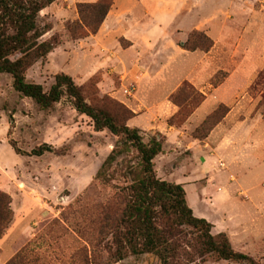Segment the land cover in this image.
Listing matches in <instances>:
<instances>
[{
	"label": "rangeland",
	"instance_id": "rangeland-1",
	"mask_svg": "<svg viewBox=\"0 0 264 264\" xmlns=\"http://www.w3.org/2000/svg\"><path fill=\"white\" fill-rule=\"evenodd\" d=\"M158 1L113 0L95 35L73 39L67 27L79 21V5L98 0H55L40 12L38 24L50 26L42 41L59 44L25 77L48 92L56 75H67L89 106L138 129L144 142L162 136L155 175L184 185L192 210L197 189L209 184L208 171L199 174L210 132L242 102L264 121V68L247 88L237 81L245 66H264V0ZM151 34L155 41L146 43ZM117 140L107 130L94 131L68 98L43 111L0 74V192L12 211L0 261L19 255L16 264H160L151 254L120 262L112 257V232L128 200L125 166L137 162L134 153L124 156L112 168L113 181L96 180ZM194 141L204 145L196 157L188 148ZM44 144L57 153L26 155ZM217 168L226 166L218 162ZM247 173L238 176L249 185L243 188H251L250 196L264 194L263 172ZM173 233L180 263L188 255L195 264H236L199 256L190 227ZM244 254L264 264V248L249 246Z\"/></svg>",
	"mask_w": 264,
	"mask_h": 264
},
{
	"label": "trees",
	"instance_id": "trees-1",
	"mask_svg": "<svg viewBox=\"0 0 264 264\" xmlns=\"http://www.w3.org/2000/svg\"><path fill=\"white\" fill-rule=\"evenodd\" d=\"M55 0H0V74L11 78L12 89L21 97L30 99L41 110L47 111L63 97L71 100L74 110L89 118L96 132L107 130L118 140L96 173V180L110 183L118 159L134 153L136 164L126 165L124 189L128 200L121 213L113 237V259L122 261L127 255L151 254L160 264H195L187 255L185 261L175 260L176 245L173 231L177 226L190 227L195 233V246L199 256H211L217 261L236 264H259L251 257L232 249L224 233L212 235V225L197 218L187 204L181 185L159 180L154 171V159L162 153L164 139L152 136L144 142L140 131L120 124L107 111L89 106L71 77L59 74L48 92L42 86L26 81L25 72L37 61L44 60L59 44L52 38L42 41L50 26L38 24L39 14ZM113 4V0H98L95 4L78 7L80 19L67 27L73 39L95 35ZM17 155L20 154L11 145ZM57 153L42 145L28 156L40 157ZM10 198L0 192V239L11 222ZM16 255L7 264L19 261Z\"/></svg>",
	"mask_w": 264,
	"mask_h": 264
},
{
	"label": "crops",
	"instance_id": "crops-1",
	"mask_svg": "<svg viewBox=\"0 0 264 264\" xmlns=\"http://www.w3.org/2000/svg\"><path fill=\"white\" fill-rule=\"evenodd\" d=\"M164 1L158 2L163 6L167 4ZM106 23L107 17L104 20V24ZM152 35L155 34L145 37L146 43L150 44V37H152L151 43L155 41ZM245 67L247 73L237 79L242 88L250 86L255 72L257 74L264 68V66ZM231 79V76H227L225 80ZM246 105L242 102L240 111L229 110L208 135L209 153L201 168L204 172H200L199 176L205 175L207 170L209 184L207 189L198 188L197 195L192 201L193 215L205 219L212 225L211 234L224 233L232 249L243 254L247 252L249 246L264 248V194L250 196L251 188L244 189L249 185L240 182V177L246 175L247 171L248 175L253 172L264 174V121L260 114H254V110H249ZM188 148L192 149V157H196L198 153H203L204 145L194 141ZM163 150L162 146V153ZM218 162L226 166L224 171L218 170ZM204 202L208 205L205 206ZM200 206L205 207V211L199 210ZM206 208L210 210V215L206 213ZM2 244L1 238L0 257L3 253ZM7 258L0 261V264H5Z\"/></svg>",
	"mask_w": 264,
	"mask_h": 264
}]
</instances>
